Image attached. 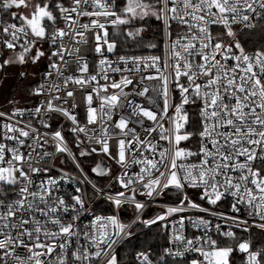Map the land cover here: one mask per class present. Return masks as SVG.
I'll return each instance as SVG.
<instances>
[{"label": "snow or ice", "instance_id": "snow-or-ice-1", "mask_svg": "<svg viewBox=\"0 0 264 264\" xmlns=\"http://www.w3.org/2000/svg\"><path fill=\"white\" fill-rule=\"evenodd\" d=\"M0 264H264V0H0Z\"/></svg>", "mask_w": 264, "mask_h": 264}, {"label": "trees", "instance_id": "trees-1", "mask_svg": "<svg viewBox=\"0 0 264 264\" xmlns=\"http://www.w3.org/2000/svg\"><path fill=\"white\" fill-rule=\"evenodd\" d=\"M153 26H155V25H153Z\"/></svg>", "mask_w": 264, "mask_h": 264}]
</instances>
